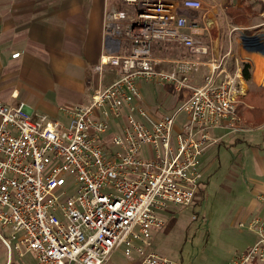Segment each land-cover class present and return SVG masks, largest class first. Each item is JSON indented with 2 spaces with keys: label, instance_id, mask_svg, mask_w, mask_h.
<instances>
[{
  "label": "built area",
  "instance_id": "built-area-1",
  "mask_svg": "<svg viewBox=\"0 0 264 264\" xmlns=\"http://www.w3.org/2000/svg\"><path fill=\"white\" fill-rule=\"evenodd\" d=\"M115 1L106 9L104 34L113 48L124 39L128 52L100 55L96 69L108 65L120 75L88 104L61 106L66 121L60 122L0 99L4 264L21 248L36 264H106L117 249L137 264H182L149 250L152 233L163 227L165 213L190 206L201 192V158L215 143L210 130L222 121L238 129V91L234 77L217 80L218 60L209 61L197 86L190 84L197 63L186 56L169 71L156 68L154 42L207 53L183 31L187 18L171 0ZM181 6L198 9L201 3L182 0ZM151 83L176 93L172 111L157 119L141 101V85ZM248 229L254 243L227 264L264 261V219H253Z\"/></svg>",
  "mask_w": 264,
  "mask_h": 264
},
{
  "label": "crops",
  "instance_id": "crops-1",
  "mask_svg": "<svg viewBox=\"0 0 264 264\" xmlns=\"http://www.w3.org/2000/svg\"><path fill=\"white\" fill-rule=\"evenodd\" d=\"M198 1L201 7L193 9L181 6L182 0H171L176 11L187 18L183 31L193 35L206 47L207 53L189 54L177 42H154L152 55L157 60L156 68L169 71L176 61L170 59L189 55L197 63L190 76V84L197 86L203 83L210 70L209 61L214 59L221 64L217 80L225 75L234 77L239 97L263 87L261 73L256 72V60L264 56L243 49L241 35L264 33V0ZM113 4H116L115 0H0V99L9 106L23 103L33 117L46 115L60 122L66 121L60 111L61 106L88 104L97 91L120 75L117 68L108 65L101 70L96 69L100 55L104 52H128L124 39H120L119 49L113 48L104 34L105 12ZM238 31L239 36H235ZM17 52L18 57L12 58ZM248 59L252 61L249 63L251 78L245 81L241 67ZM161 88L167 96L173 97L168 112L160 113L150 101L144 105L141 100L147 112L156 119L169 114L176 104L173 88ZM225 124L222 121L210 130L215 143L203 154L202 166L204 155L215 146L220 148L223 144L221 138L226 132L254 130L262 141L254 143L255 146L248 145L246 161L242 162L238 157L235 163L238 172L250 164L253 185L247 208L245 211L241 209L233 220L232 226L243 231L235 238L233 251L230 247L227 249V264L254 243L256 236L248 229L250 221L264 219V202L259 198L264 195V124L250 127L239 123L236 130L227 128ZM239 142L245 148L247 142ZM232 174L239 175L237 172ZM202 177L201 189L206 186L203 168ZM242 219L248 220L243 223ZM131 261L137 264L136 258ZM257 264H264V261Z\"/></svg>",
  "mask_w": 264,
  "mask_h": 264
},
{
  "label": "rangeland",
  "instance_id": "rangeland-1",
  "mask_svg": "<svg viewBox=\"0 0 264 264\" xmlns=\"http://www.w3.org/2000/svg\"><path fill=\"white\" fill-rule=\"evenodd\" d=\"M234 35L239 36V31ZM187 58L193 60L189 55ZM260 60L264 62V58ZM247 62L252 61L248 59ZM161 87L155 83L144 84L140 92L144 105L150 101L160 113H166L173 97L167 96ZM221 140L223 144L219 149L215 146L204 155L203 166L201 159L206 186L196 195L190 206L171 208L163 215L164 225L153 231L149 250L182 264H226L229 256L227 249L230 247L233 251L235 238L243 231L240 227L232 226L233 220L235 221V215L241 209L245 211L247 208L253 185L250 164L238 172L235 163L238 157L242 158V162L246 161L248 145L253 146L254 143L262 141L259 133L254 130L226 132ZM236 140L238 142L233 146ZM239 141L247 142L244 144L245 148L240 146ZM231 171L239 175L235 176ZM242 220L241 222L246 223L248 219ZM3 235L6 236L5 233ZM6 258V250L0 242V264H4ZM11 264H36V259L33 253L21 248L19 252L13 251ZM106 264L133 262L123 256L121 249H117Z\"/></svg>",
  "mask_w": 264,
  "mask_h": 264
},
{
  "label": "trees",
  "instance_id": "trees-1",
  "mask_svg": "<svg viewBox=\"0 0 264 264\" xmlns=\"http://www.w3.org/2000/svg\"><path fill=\"white\" fill-rule=\"evenodd\" d=\"M241 75L245 81L251 78L250 64L242 63ZM240 124L258 127L264 124V86L255 91H249L244 96L238 97L236 105Z\"/></svg>",
  "mask_w": 264,
  "mask_h": 264
},
{
  "label": "water",
  "instance_id": "water-1",
  "mask_svg": "<svg viewBox=\"0 0 264 264\" xmlns=\"http://www.w3.org/2000/svg\"><path fill=\"white\" fill-rule=\"evenodd\" d=\"M242 47L248 52H256L264 56V33L241 35Z\"/></svg>",
  "mask_w": 264,
  "mask_h": 264
},
{
  "label": "bare ground",
  "instance_id": "bare-ground-1",
  "mask_svg": "<svg viewBox=\"0 0 264 264\" xmlns=\"http://www.w3.org/2000/svg\"><path fill=\"white\" fill-rule=\"evenodd\" d=\"M256 72L261 73V81H264V62L256 60Z\"/></svg>",
  "mask_w": 264,
  "mask_h": 264
}]
</instances>
